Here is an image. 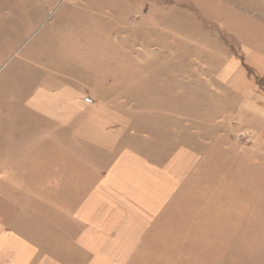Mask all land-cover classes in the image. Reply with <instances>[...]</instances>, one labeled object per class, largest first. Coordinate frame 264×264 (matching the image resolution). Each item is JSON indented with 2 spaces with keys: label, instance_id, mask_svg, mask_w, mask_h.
<instances>
[{
  "label": "rangeland",
  "instance_id": "1",
  "mask_svg": "<svg viewBox=\"0 0 264 264\" xmlns=\"http://www.w3.org/2000/svg\"><path fill=\"white\" fill-rule=\"evenodd\" d=\"M127 147L186 168L125 264H264V0H0V264H85L71 211Z\"/></svg>",
  "mask_w": 264,
  "mask_h": 264
},
{
  "label": "crops",
  "instance_id": "2",
  "mask_svg": "<svg viewBox=\"0 0 264 264\" xmlns=\"http://www.w3.org/2000/svg\"><path fill=\"white\" fill-rule=\"evenodd\" d=\"M180 155L152 160L132 147L115 155L71 211L72 258L85 264L129 262L178 194L186 168ZM9 253L13 264H27L32 252Z\"/></svg>",
  "mask_w": 264,
  "mask_h": 264
}]
</instances>
